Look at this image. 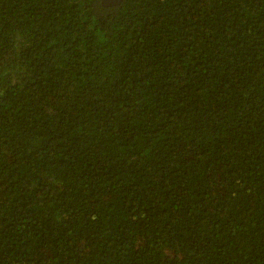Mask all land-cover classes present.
Wrapping results in <instances>:
<instances>
[{"label":"trees","instance_id":"16d2710c","mask_svg":"<svg viewBox=\"0 0 264 264\" xmlns=\"http://www.w3.org/2000/svg\"><path fill=\"white\" fill-rule=\"evenodd\" d=\"M0 264H264V0H0Z\"/></svg>","mask_w":264,"mask_h":264},{"label":"water","instance_id":"95a60500","mask_svg":"<svg viewBox=\"0 0 264 264\" xmlns=\"http://www.w3.org/2000/svg\"><path fill=\"white\" fill-rule=\"evenodd\" d=\"M102 6L108 7L119 4L121 0H99Z\"/></svg>","mask_w":264,"mask_h":264}]
</instances>
